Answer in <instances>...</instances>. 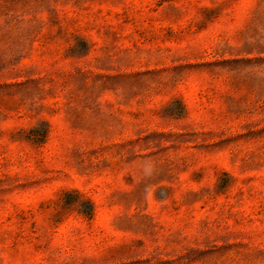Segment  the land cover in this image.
<instances>
[{"label": "rangeland", "instance_id": "obj_1", "mask_svg": "<svg viewBox=\"0 0 264 264\" xmlns=\"http://www.w3.org/2000/svg\"><path fill=\"white\" fill-rule=\"evenodd\" d=\"M0 264H264V0H0Z\"/></svg>", "mask_w": 264, "mask_h": 264}, {"label": "clouds", "instance_id": "obj_2", "mask_svg": "<svg viewBox=\"0 0 264 264\" xmlns=\"http://www.w3.org/2000/svg\"><path fill=\"white\" fill-rule=\"evenodd\" d=\"M150 172H151L150 167H145V168H144V174H145V175H149Z\"/></svg>", "mask_w": 264, "mask_h": 264}]
</instances>
